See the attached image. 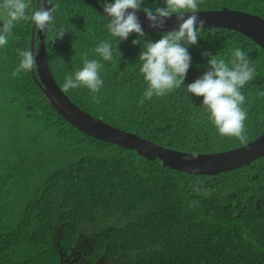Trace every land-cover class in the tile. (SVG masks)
Returning a JSON list of instances; mask_svg holds the SVG:
<instances>
[{
  "label": "trees",
  "instance_id": "1",
  "mask_svg": "<svg viewBox=\"0 0 264 264\" xmlns=\"http://www.w3.org/2000/svg\"><path fill=\"white\" fill-rule=\"evenodd\" d=\"M51 3L54 23L44 41L59 87L82 67L85 54L102 64L99 92H64L79 107L168 148L209 153L243 145L220 136L203 98L183 85L140 104L146 83L141 48L131 43L136 34L116 48L97 8L85 0ZM164 6V0H142L141 10ZM221 7L264 18V0H198V9ZM31 27L17 22L0 47V264H64L59 249L69 254L82 240L83 264H264V156L216 175L188 174L86 134L57 112L30 71L12 76L16 50H30ZM60 27L67 32L50 44ZM144 32L155 42L167 31ZM198 32L197 44L188 47L185 85L207 69L205 50L227 61L240 48L255 68L240 89L247 143L264 132V51L232 29ZM102 41L112 42L111 61L94 51Z\"/></svg>",
  "mask_w": 264,
  "mask_h": 264
},
{
  "label": "clouds",
  "instance_id": "2",
  "mask_svg": "<svg viewBox=\"0 0 264 264\" xmlns=\"http://www.w3.org/2000/svg\"><path fill=\"white\" fill-rule=\"evenodd\" d=\"M30 3L31 0H2L0 47L7 45L8 37L17 22H31L38 31L44 33L49 25L54 23L53 13L56 6L51 0H43L31 14L27 11ZM45 3L51 7H44ZM164 5L155 9L148 7L142 9L150 28H163L166 18L176 14L177 28L164 32L153 42L145 38L146 34L136 15V11L141 10L142 0H113L111 3L103 0V15L109 21L106 27L114 39L116 48L132 33H135L137 38L131 43L141 48L138 54L141 62L139 73L146 83V88L139 103L143 104L154 95L162 97L183 85L188 94L203 98L201 104L220 136L235 137L241 144L246 145L244 121L247 119V113L241 107L245 102V96L240 89L255 77V68L250 65L249 56L240 48H235L226 61L205 50L202 56L207 58V69L193 82L185 85L184 80L191 65L188 47L197 44L200 37L198 29H203L205 20L197 15L198 0H164ZM185 13L188 15L185 16ZM66 32L67 30L60 27L51 38L50 44L57 38L62 39ZM16 51L19 63L12 72L13 77L19 76L22 72L36 70L35 51L28 49ZM94 51L103 61H111L113 58L111 41H102ZM86 56L87 54L82 67L65 77L62 92L66 93L79 87H85L92 93L99 92L103 86V80L99 75L102 64L100 60H89ZM259 94L264 95V92ZM191 158L194 159L195 154Z\"/></svg>",
  "mask_w": 264,
  "mask_h": 264
},
{
  "label": "water",
  "instance_id": "3",
  "mask_svg": "<svg viewBox=\"0 0 264 264\" xmlns=\"http://www.w3.org/2000/svg\"><path fill=\"white\" fill-rule=\"evenodd\" d=\"M108 1L113 2V0ZM35 4V8L39 6V0H36ZM44 7L50 8L51 5L45 3ZM94 7L103 14L102 5L94 3ZM198 10L197 15L205 20L204 26L223 27L240 32L256 42L264 51V18L260 15L228 7ZM136 15L143 30L171 31L178 26L176 14L166 18L163 28H150L149 21L142 10H137ZM187 15L188 13H185V16ZM45 35L46 32L38 31L32 24L30 51L36 52L37 68L30 71L31 76L57 112L86 134L136 150L138 154L147 159L158 158L163 165L188 174L216 175L249 165L255 159L264 156V132L247 142L246 145L232 149L209 153L187 152L164 147L135 132L121 129L91 115L61 91L49 68L45 50ZM35 36L39 38L36 47ZM193 154H195L194 159L191 158Z\"/></svg>",
  "mask_w": 264,
  "mask_h": 264
},
{
  "label": "rangeland",
  "instance_id": "4",
  "mask_svg": "<svg viewBox=\"0 0 264 264\" xmlns=\"http://www.w3.org/2000/svg\"><path fill=\"white\" fill-rule=\"evenodd\" d=\"M87 246V240L83 243V240L81 242V244L79 245V249L78 248H74L72 249V251L69 254L64 253V251H61L59 249L60 255L62 257L63 262H67L70 264H83V262L81 261V255L83 252V246ZM109 264H112V262L110 261Z\"/></svg>",
  "mask_w": 264,
  "mask_h": 264
},
{
  "label": "flooded vegetation",
  "instance_id": "5",
  "mask_svg": "<svg viewBox=\"0 0 264 264\" xmlns=\"http://www.w3.org/2000/svg\"><path fill=\"white\" fill-rule=\"evenodd\" d=\"M85 1L88 2L89 4H91L93 7H94V3H97L99 5H102L103 4V0H85ZM109 3H111V2H109ZM64 264H70V263L64 262Z\"/></svg>",
  "mask_w": 264,
  "mask_h": 264
}]
</instances>
